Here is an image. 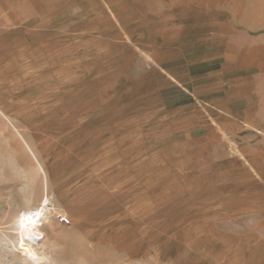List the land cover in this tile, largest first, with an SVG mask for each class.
<instances>
[{
  "label": "rangeland",
  "instance_id": "374dc122",
  "mask_svg": "<svg viewBox=\"0 0 264 264\" xmlns=\"http://www.w3.org/2000/svg\"><path fill=\"white\" fill-rule=\"evenodd\" d=\"M254 43L264 0H0V264H264Z\"/></svg>",
  "mask_w": 264,
  "mask_h": 264
},
{
  "label": "crops",
  "instance_id": "0c3cea01",
  "mask_svg": "<svg viewBox=\"0 0 264 264\" xmlns=\"http://www.w3.org/2000/svg\"><path fill=\"white\" fill-rule=\"evenodd\" d=\"M232 70L234 76L230 81L237 80L243 71L264 76V47L258 45V43L247 47L245 51L241 52V56L234 61ZM262 158L264 166V155Z\"/></svg>",
  "mask_w": 264,
  "mask_h": 264
},
{
  "label": "bare ground",
  "instance_id": "6f19581e",
  "mask_svg": "<svg viewBox=\"0 0 264 264\" xmlns=\"http://www.w3.org/2000/svg\"><path fill=\"white\" fill-rule=\"evenodd\" d=\"M44 200L39 207L33 210L23 211L20 214V222L22 225V236L24 238L31 236L33 234H37V224L39 220L42 218L44 213L46 212L47 205ZM29 238V237H28ZM29 242H32L34 238L27 239Z\"/></svg>",
  "mask_w": 264,
  "mask_h": 264
},
{
  "label": "built area",
  "instance_id": "2783aa9c",
  "mask_svg": "<svg viewBox=\"0 0 264 264\" xmlns=\"http://www.w3.org/2000/svg\"><path fill=\"white\" fill-rule=\"evenodd\" d=\"M61 220H63V221H66V222H67V219H66V217H65V216H61Z\"/></svg>",
  "mask_w": 264,
  "mask_h": 264
}]
</instances>
